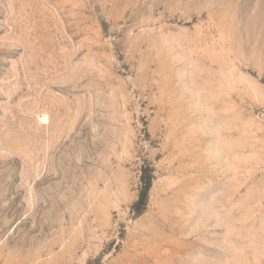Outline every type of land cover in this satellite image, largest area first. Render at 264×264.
Segmentation results:
<instances>
[{
	"label": "rangeland",
	"instance_id": "1",
	"mask_svg": "<svg viewBox=\"0 0 264 264\" xmlns=\"http://www.w3.org/2000/svg\"><path fill=\"white\" fill-rule=\"evenodd\" d=\"M0 264H264V0H0Z\"/></svg>",
	"mask_w": 264,
	"mask_h": 264
}]
</instances>
